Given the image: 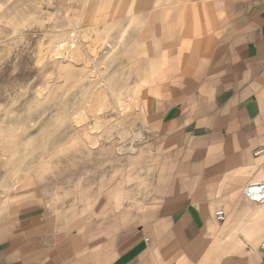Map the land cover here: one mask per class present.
<instances>
[{
    "label": "rangeland",
    "instance_id": "374dc122",
    "mask_svg": "<svg viewBox=\"0 0 264 264\" xmlns=\"http://www.w3.org/2000/svg\"><path fill=\"white\" fill-rule=\"evenodd\" d=\"M170 1L0 0V213L34 205L78 242L156 220L167 187L143 103L164 43L147 7Z\"/></svg>",
    "mask_w": 264,
    "mask_h": 264
},
{
    "label": "crops",
    "instance_id": "0c3cea01",
    "mask_svg": "<svg viewBox=\"0 0 264 264\" xmlns=\"http://www.w3.org/2000/svg\"><path fill=\"white\" fill-rule=\"evenodd\" d=\"M148 8L164 43L146 53L143 103L167 187L156 220L78 242L23 205L0 213V264H264V202L242 193L264 181V0Z\"/></svg>",
    "mask_w": 264,
    "mask_h": 264
},
{
    "label": "built area",
    "instance_id": "2783aa9c",
    "mask_svg": "<svg viewBox=\"0 0 264 264\" xmlns=\"http://www.w3.org/2000/svg\"><path fill=\"white\" fill-rule=\"evenodd\" d=\"M262 152V149H257L255 154L258 155ZM243 195L250 201L256 203L264 202V181H257L248 183L242 190ZM223 212L219 211L216 213L218 221L223 219ZM261 250L264 252V244L261 245Z\"/></svg>",
    "mask_w": 264,
    "mask_h": 264
}]
</instances>
